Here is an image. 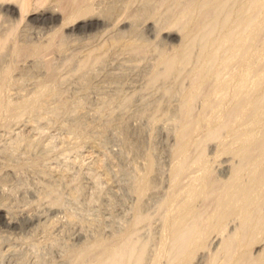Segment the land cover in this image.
Instances as JSON below:
<instances>
[{
  "label": "rangeland",
  "instance_id": "obj_1",
  "mask_svg": "<svg viewBox=\"0 0 264 264\" xmlns=\"http://www.w3.org/2000/svg\"><path fill=\"white\" fill-rule=\"evenodd\" d=\"M160 1L94 0L95 13L106 21V26L86 34L58 35L52 41L46 29L43 33L38 25L32 23L31 27L25 21L18 35L21 43L34 46L32 42L35 45L40 42L39 45L47 46L34 56L37 58L21 57V60L13 55H0L3 56L0 64L5 62L6 66L12 60L17 67L12 71L13 78L8 81L12 80L10 87L7 83L0 107V264H100L103 248L98 242L111 246L130 230L133 232L129 243L145 249L143 264L155 261L162 228L161 208L167 189L169 199L170 170L178 158L174 151L181 141V146L193 142L188 144L190 155L198 153L197 140L207 133L206 118L210 114L207 110L211 111V106L205 111L201 97L195 99L191 117L200 119L202 108L203 114L208 112L207 117L201 126H194L199 131L193 128L189 135L195 134L191 139L187 137V143L178 139L186 114L185 91L192 85V70L202 41L198 37L190 49V59L182 60L184 53L179 51L182 33L175 25L187 20L184 15L191 0H168V5ZM153 12L158 13L150 19L148 16ZM14 15L13 20L19 17V13ZM126 17L129 22L122 23ZM118 20L121 25L115 28ZM261 23V39L254 43V48L260 50L264 49V22ZM170 29L173 32L168 38L165 31ZM166 53L168 56L181 53L182 61H178V68L168 78L153 79L156 71L163 69L159 61ZM236 66L233 63L226 69L231 71ZM39 86L46 90L41 96L36 94ZM207 88V84L203 85L201 94ZM214 142L205 146L206 158L212 162L217 149ZM214 163L210 166L214 175L210 172L209 176L223 178L219 162ZM193 168L189 175L186 173L190 178L196 169L202 172ZM184 176L181 186H186L188 180ZM145 181L147 188L142 194L139 191ZM211 192L209 200L205 197L206 200L202 198L196 203L203 214L213 209L215 192ZM138 213L148 220L135 226L132 221ZM28 215L35 221L23 220ZM10 217L12 226L5 223ZM231 222L227 233L232 223H238ZM261 236L264 234L259 235L261 243L251 249L254 258L264 250ZM210 246L188 264H222L225 252L218 255L215 251L218 246ZM213 254L223 259L216 258V263H211L210 259L216 257ZM162 259L161 263L166 264V259ZM168 259L170 262V255Z\"/></svg>",
  "mask_w": 264,
  "mask_h": 264
},
{
  "label": "bare ground",
  "instance_id": "obj_2",
  "mask_svg": "<svg viewBox=\"0 0 264 264\" xmlns=\"http://www.w3.org/2000/svg\"><path fill=\"white\" fill-rule=\"evenodd\" d=\"M93 1L94 0H0V55L8 54L6 57L14 56V58L18 57V59H21V57L28 59V57L38 55L37 53L40 51L42 52V49L47 46L43 43V46L42 44L39 45L40 42L38 45L37 42L36 45L35 42H32L34 46H30L33 45L31 43H21L22 41L18 39V35L20 26L21 24L23 25L25 21L28 22L27 24L30 23V26L33 23L34 25H38V28L42 30L46 29V34L50 37L47 35L45 36H47L49 40H54L58 35H64L65 37L66 35L86 34L93 29L106 26V21H101L103 18L101 19V16L95 13V7L92 5ZM161 1L163 5H168V0ZM16 13H19V17L13 20L12 16ZM151 13L152 12H150V14ZM156 13L153 15L149 14L150 16L148 17L154 19ZM32 14H35L34 17H29ZM98 14L101 15L100 13ZM186 15L188 16L187 20L182 21V19L175 25L182 33V44L179 50L184 53L182 60H184V58L188 60L186 58L190 57H188L191 52L190 49L195 40H198V37H200L199 39L202 41V46L199 56L196 58L197 63L195 68L192 70L193 81L190 82L192 85H190V89L185 91L186 99H184L186 101H184V110L186 114L182 128L180 132L178 131V139L184 140L182 143H187V137L191 139V136L195 134L194 132L193 135H189L194 126H198L197 124L201 126V122L207 117V113L209 112L210 114H208V119L206 118L208 123V127L206 128L207 133L202 135L200 141L197 140L198 143L200 142L199 146H197V148H199L198 153L196 155L194 154L195 156H193L192 153L190 155L189 147L191 146H188V144H192L193 142L182 144L181 146L180 140V143H178L180 147L176 146V151H174V154L178 158L175 162L173 161L172 170H170L172 171V179L170 182L171 191L169 199L167 189L163 207H160L163 209L161 218L162 228L159 237L160 244L159 248L158 246L156 248L158 249L156 250V257L153 255L155 261L153 262L152 260V262L153 264H164L161 263V259L165 258L166 260L164 261H166V264H188V262L195 258L194 256H196L198 252L208 248L206 247L207 245H209V247H211L210 245H217L218 247H216L218 249L215 250L216 252L218 251L217 254L219 255L222 251L225 252L223 253L224 255L226 254V261H223L226 258H220V260L223 259V263L221 262L222 264H224V262L225 264H264V250L261 252V255L260 252L256 251L259 253V257L257 254L256 258H254L255 255L254 257L251 255V249L256 246V243H261L259 239L260 233L261 235L264 234V210L262 211L264 207V205L262 207V203L264 202V49L260 50L261 48H254V43L259 38L260 32H262L260 25L262 24L261 22H264V0H191L184 16ZM128 18L126 17V21L122 20V23L129 22L130 18L127 20ZM174 19L176 20V18ZM113 22L114 24L117 22V26L115 27L111 22L112 26L115 28L120 27L121 21L118 20ZM166 28L168 29V24ZM40 29L38 30L40 31ZM165 29H163V31ZM42 30L41 32L45 33L44 30ZM47 30L51 33H47ZM175 30L176 29H174V32ZM165 32L168 33L167 36L170 38L169 36L173 30L170 29V31L168 30V32ZM23 33L24 32L21 34ZM18 40L20 42H18ZM257 42L259 41L257 40L256 43ZM179 54L180 58L178 56ZM179 54L177 56L174 54L173 56H168L167 53L166 55L162 54V57H160L161 59L159 58L160 64H158L162 65L161 68L163 67V69L157 70L153 75V79L158 77L168 78V75L177 67V63L182 61L181 53ZM40 56L41 54L39 57ZM42 56L44 58L46 54ZM0 57L3 59V56ZM96 59L98 58L96 57ZM179 60L180 62H178ZM10 61L11 62L6 66H4L5 62L3 65L0 64L5 68L2 69L0 66L1 108L4 95H6L7 83L8 86L11 84L12 80L10 82L8 81L10 77L13 78L11 75L14 69L17 68H15L16 62ZM47 62L51 61L47 59ZM233 63L237 65L235 68H231V71L230 69H226ZM254 64H257L256 66H258V68ZM48 66L50 65L48 64ZM52 69L51 67V70ZM51 70L49 69V71ZM228 70L230 72H227ZM224 71H226L227 74H225L226 72ZM191 75L192 74H190V76ZM211 78H213V81H211ZM206 84L208 88L206 92L204 91L205 93L202 92L203 94H201L200 89ZM40 87L41 86L38 87V90ZM41 88L36 93H39L40 96L46 93V90L43 89V87ZM199 97H201L204 102L205 111L208 107L210 108V106L211 111L207 110L208 112L203 114V112H201L203 108H200V115L198 114L200 119L197 117L199 120L195 121L197 118L193 116L192 118L190 113H192L195 99ZM195 128L193 131H199L198 127ZM175 139L177 141V138ZM209 141H216L214 143H216L217 149L216 152L214 151L215 156L212 157V160H214L213 162L210 158L209 161L208 158H206L207 154H205V146ZM211 162H215L213 165L219 162L217 164H219L218 166L222 172L221 175H223V178L217 179V176L211 179L209 176L210 172L211 175L213 174L212 167H210L212 166ZM148 165H151V163ZM193 166V169L198 167L202 172L198 173L199 170L196 169L195 175L191 176L192 173H194L193 170L191 171L192 173H190V178L186 173L189 175V170ZM148 167L151 168V166ZM183 174L186 175V177L184 176L185 178L188 177V180L186 179V186L183 184L181 186V183H183L181 181ZM143 185L142 191H139L142 194H144L143 192L147 188V181H145ZM211 190L213 194L215 192V198H213L215 199V203L211 212L203 214L200 212L201 210H197L196 203L199 202V199L202 200L203 198L204 200L205 197L210 196L209 193ZM1 213L2 210L0 209V217ZM29 215L23 217V220H27V222L33 221L34 217H29ZM146 218L147 217H143L138 213L135 221L132 222H135V224H133L138 226L136 224L141 221L144 222L143 220H146ZM235 220L238 223L233 224L232 222H235ZM230 222L232 223L231 231L227 233L226 231L230 227ZM5 223L12 226L14 223L12 217ZM131 229L133 228L131 227ZM127 232H125L126 235L123 233L124 237L122 240L119 239V242L117 240L116 243L114 242L117 245H114L112 242L113 245L106 246L104 242H98V246L103 248L101 251L102 258L100 264L144 263V247H137L136 245L130 244L129 240L131 239V232H133V230ZM225 232L227 234H225ZM263 237L261 238L262 240L264 239ZM168 252L170 254H168ZM216 252L213 253L216 254ZM169 255L170 262H168ZM218 255H214L213 257H216L210 259V262L212 263L213 261L216 263V258L219 260V257H217Z\"/></svg>",
  "mask_w": 264,
  "mask_h": 264
}]
</instances>
